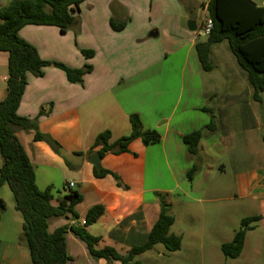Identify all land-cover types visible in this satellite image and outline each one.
<instances>
[{
  "label": "crops",
  "instance_id": "crops-1",
  "mask_svg": "<svg viewBox=\"0 0 264 264\" xmlns=\"http://www.w3.org/2000/svg\"><path fill=\"white\" fill-rule=\"evenodd\" d=\"M193 1L195 0H189L188 4L184 5L195 7ZM84 2H92L91 5L97 7L89 10L85 16L79 15L80 33L87 27L92 29L94 35L92 48L83 46L95 51L92 58L84 57L83 60L78 56L74 59L65 58L64 51L69 48L60 37L65 33L60 32L55 26L27 25L21 29L20 35L37 48L43 59L63 62L78 68L90 63L93 65V70L84 76L82 83L70 82L65 72L53 65L46 67L45 74L41 77L29 73L28 84L18 113L25 117H38L37 125L41 132L52 135L61 143L65 152L80 157L77 164H70L71 169L77 170L76 175L81 177L80 180L70 181L74 183L72 188L83 196V200L75 208L80 219L71 220V223L82 224L90 207L103 204L104 215L87 229L91 234L102 237L99 247L111 245L125 253L130 246L120 242L121 237L131 229L137 232L141 226L144 227V232H148L161 210L159 198L153 201L146 199L143 167L145 160L137 163L132 159L139 158V154L136 156L134 154L138 152H135L133 144H137L139 152H145L146 145L141 139H135L130 144V152L108 153L101 159L102 167L120 176L122 186L117 184L111 174L102 178L95 177L90 157L96 150L91 152L90 149L101 131L111 130V142L125 135L117 133L131 129L129 116L133 113L140 115L143 129H153L145 124L142 116L143 106L145 100L152 101L148 100V98L153 99L150 97L152 93L159 97L162 92L158 90L154 92L153 87L148 85L157 80L156 73L159 70L163 71L162 68L167 64L169 56L183 50L189 55L197 41L206 39V36L200 35L204 16L198 13L191 14V11L194 13L193 8H188L190 15H187L185 13L187 10L179 8L173 0H86ZM203 2L202 8L206 12L208 0H205V4ZM111 20L116 23L125 22L126 26L123 30H114ZM79 45L82 44L78 41L77 46L81 48ZM8 58L7 52L0 51V68H6L1 75L3 85H0V101L8 94L6 83ZM153 108L155 110L157 107ZM204 108L208 107H201ZM41 109L44 110V114L39 116ZM169 122L170 119L163 120L160 125ZM83 133H87L93 141H81ZM34 134V130L17 131L20 142L35 166L37 185L41 189L49 185L54 187L52 179L46 177L40 181L39 166L40 169L43 168L39 173L44 178L45 168L59 169L65 160L45 141L35 140ZM203 138L199 143L197 154L203 149ZM68 184L69 182L63 184L61 196L69 191V188H65ZM238 187L244 194L253 188H264V172L261 175L259 171H253L245 175L244 179L240 177ZM167 191L169 193L171 190ZM261 198L264 199V193L261 194ZM0 199L3 200L2 197ZM166 200L171 203L172 213L173 202L168 196ZM3 201L5 203V200ZM57 202L54 199V203ZM18 212V210L11 213L1 212L0 264H28V247L20 241L23 217ZM137 212L143 214L140 221L133 219L121 228L118 237L110 236L111 231L117 229L126 217ZM258 215L264 220L262 214ZM65 219L66 221L56 227L69 222L68 218ZM176 221L175 217V224ZM70 234L73 233L68 232L66 238L68 251L73 260L68 264L74 262L76 258L70 250L69 240L74 245L78 243V239L69 237ZM247 235L248 232L246 239ZM86 264H106V260L100 258ZM115 264L121 263L116 261Z\"/></svg>",
  "mask_w": 264,
  "mask_h": 264
},
{
  "label": "rangeland",
  "instance_id": "rangeland-1",
  "mask_svg": "<svg viewBox=\"0 0 264 264\" xmlns=\"http://www.w3.org/2000/svg\"><path fill=\"white\" fill-rule=\"evenodd\" d=\"M11 1L0 0V7ZM173 1L187 10V15H190L188 8H193L191 14L198 13L204 19L208 16L207 10L202 8L205 0L193 1L195 7L185 6L189 0ZM253 1L264 5V0ZM91 3L80 5L78 19L80 14L85 16L89 10L97 8ZM60 37L69 48L64 51L67 59L78 56L83 60L81 49L94 45L92 29L85 27L80 33V19ZM78 37L81 48L77 46ZM167 61L163 71L156 73L157 80L148 85L162 94L156 97L152 93L153 99L148 98L152 101L145 100L144 106L142 104L145 124L160 133L161 142L145 146V152H139L137 144H133L138 152L134 154H139V158L132 159L137 163L145 160L146 199H157L159 192L173 202L172 214L177 221L172 231L182 235L183 241L178 251H169L159 243L137 258L144 264H264V220L255 222L256 228L248 231L245 248L238 258H226L221 250L222 243L233 239L244 217L264 216V199L261 198L264 188H253L244 194L238 187L240 177L244 179L253 171L261 175L264 172V92L260 101L255 99L247 72L237 62L227 41L213 45L210 71L203 69L195 48L189 55L183 50L169 56ZM5 71L6 68H0V85H3L1 75ZM203 106L208 110L201 109ZM153 107L157 108L153 110ZM167 119L169 123L160 125ZM211 122L215 130L206 128ZM196 129H204L203 149L199 154H190L181 135ZM118 132L128 135L131 129ZM81 141L93 139L83 133ZM59 155L65 160L59 169L45 168L44 178L39 173L43 169L41 166L38 172L40 181L47 177L55 184V201L60 198L64 183L81 178L76 175L77 170L70 167V164H77L80 157L65 152L63 147ZM194 166L197 170L189 174ZM167 190L171 191L167 193ZM0 197L7 204L0 207L1 212L17 211L14 210V195L7 184L0 187ZM64 221V217L51 218L50 229ZM69 237L78 239L76 245L69 240L70 250L76 257L70 264L97 261L82 240L74 234ZM27 259L28 264H32L29 250Z\"/></svg>",
  "mask_w": 264,
  "mask_h": 264
},
{
  "label": "trees",
  "instance_id": "trees-1",
  "mask_svg": "<svg viewBox=\"0 0 264 264\" xmlns=\"http://www.w3.org/2000/svg\"><path fill=\"white\" fill-rule=\"evenodd\" d=\"M84 1L86 0H12L8 5L0 7V51L9 54L6 81L8 94L0 101V187L4 184L9 186L15 198V208L22 214L20 241L27 245L32 264H68L73 260L68 251V232H72L86 244L94 259L103 258L106 264H115L116 261L121 264H144L137 256L151 250L156 244H163L169 251H178L182 247V235L171 231L175 216L171 213V203L166 200L167 195L156 193L161 210L148 232H144V227L141 226L137 232L131 229L121 237L120 242L130 246L125 253L111 245L99 247L102 237L91 234L87 227L104 215L105 206L95 204L90 207L84 216V224L71 223V220L80 219L75 208L83 200L82 194L70 188L54 203V187L49 185L44 189L39 188L35 166L17 136L18 130H34L35 140L45 141L53 151L61 153V143L52 135L39 130L38 117L30 118L18 113L28 84V74L41 77L45 74V68L53 65L63 70L70 82L82 83L84 76L93 70V65L86 63L78 68L43 59L37 48L21 37L20 31L27 25H47L58 27L60 32L66 33L78 24L77 12ZM206 8L213 20V28L205 40H199L195 45L203 69L210 71L213 68L209 62L213 45L227 41L237 62L247 72L255 99L260 101L261 93L264 92V5L253 0H208ZM111 26L119 31L125 28L126 23L111 20ZM81 53L86 59L95 55L94 50L86 48H82ZM42 114L43 109L39 116ZM129 119L130 134L111 142V130L101 131L90 151H98L103 158L108 153L130 152V144L135 139H141L146 146L161 142V135L157 130L143 129L138 113L131 114ZM206 128L216 129L213 122L206 125ZM204 134V129H196L182 136L190 154L198 153ZM195 170L196 166L189 174ZM93 173L98 178L111 174L119 186L123 185L120 176L112 170L104 167L98 170L94 166ZM0 207H5L2 199ZM53 217L68 218L69 222L51 231L49 220ZM142 218V212L126 217L117 229L111 231L110 236L118 237L125 224ZM261 218V215H252L241 220V226L233 239L221 245L226 258H238L242 254L247 232L254 229V223Z\"/></svg>",
  "mask_w": 264,
  "mask_h": 264
},
{
  "label": "built area",
  "instance_id": "built-area-1",
  "mask_svg": "<svg viewBox=\"0 0 264 264\" xmlns=\"http://www.w3.org/2000/svg\"><path fill=\"white\" fill-rule=\"evenodd\" d=\"M213 28V20L212 18L208 15L203 22V25L200 29V35L207 36L211 33V30ZM74 186L73 182H69V184L65 188H72ZM82 224H84V221H82Z\"/></svg>",
  "mask_w": 264,
  "mask_h": 264
},
{
  "label": "water",
  "instance_id": "water-1",
  "mask_svg": "<svg viewBox=\"0 0 264 264\" xmlns=\"http://www.w3.org/2000/svg\"><path fill=\"white\" fill-rule=\"evenodd\" d=\"M194 22V21H192ZM101 155L98 151L94 152L91 157H90V162L92 163L93 166H95L98 170L102 168L101 165Z\"/></svg>",
  "mask_w": 264,
  "mask_h": 264
}]
</instances>
